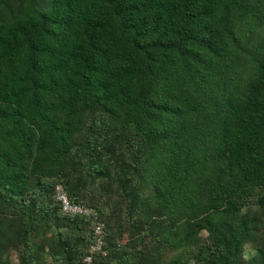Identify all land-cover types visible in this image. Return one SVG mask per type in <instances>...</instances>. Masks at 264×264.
<instances>
[{
  "label": "trees",
  "instance_id": "trees-1",
  "mask_svg": "<svg viewBox=\"0 0 264 264\" xmlns=\"http://www.w3.org/2000/svg\"><path fill=\"white\" fill-rule=\"evenodd\" d=\"M0 264H264V0H0Z\"/></svg>",
  "mask_w": 264,
  "mask_h": 264
},
{
  "label": "built area",
  "instance_id": "built-area-1",
  "mask_svg": "<svg viewBox=\"0 0 264 264\" xmlns=\"http://www.w3.org/2000/svg\"><path fill=\"white\" fill-rule=\"evenodd\" d=\"M55 197L64 215L70 217H85L91 221L92 229L96 237V242L91 247V253L100 252L104 243L105 222L100 220L98 211L89 206L74 203L62 184L56 187ZM86 262H92V256H88Z\"/></svg>",
  "mask_w": 264,
  "mask_h": 264
},
{
  "label": "rangeland",
  "instance_id": "rangeland-1",
  "mask_svg": "<svg viewBox=\"0 0 264 264\" xmlns=\"http://www.w3.org/2000/svg\"><path fill=\"white\" fill-rule=\"evenodd\" d=\"M254 254H255V251H254L253 247L250 246V245H247L245 247V255H246V257L247 258H251V257L254 256ZM14 262H16V261L14 260Z\"/></svg>",
  "mask_w": 264,
  "mask_h": 264
}]
</instances>
